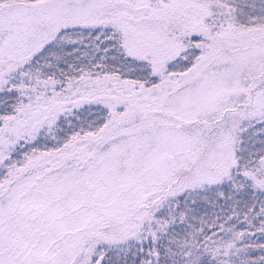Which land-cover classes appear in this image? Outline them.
I'll use <instances>...</instances> for the list:
<instances>
[{
	"label": "snow or ice",
	"instance_id": "obj_1",
	"mask_svg": "<svg viewBox=\"0 0 264 264\" xmlns=\"http://www.w3.org/2000/svg\"><path fill=\"white\" fill-rule=\"evenodd\" d=\"M0 264H264V0H0Z\"/></svg>",
	"mask_w": 264,
	"mask_h": 264
}]
</instances>
